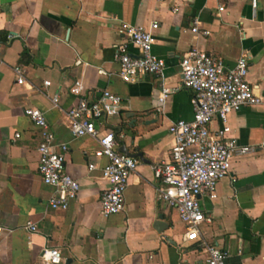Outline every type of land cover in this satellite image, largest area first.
Returning a JSON list of instances; mask_svg holds the SVG:
<instances>
[{
    "label": "crops",
    "instance_id": "1",
    "mask_svg": "<svg viewBox=\"0 0 264 264\" xmlns=\"http://www.w3.org/2000/svg\"><path fill=\"white\" fill-rule=\"evenodd\" d=\"M193 18L207 35L190 31ZM152 20L158 26L151 52L164 66L158 74L122 82L113 56L124 39L117 27ZM0 42V264H41L45 247L59 250L60 264H202V241L225 250L226 264H264V104L226 115L227 136L252 151L232 158L213 198L198 196L208 221L199 224L197 239H182L176 211L156 198L152 170L171 146L168 125L192 116L191 91L182 87L178 66L189 47L222 58L226 66L245 52L246 81L264 98V0L254 7L250 0H1ZM128 51L136 53L130 44ZM14 65L22 72L20 84ZM75 81L88 100L101 90L119 96L117 114L101 118L100 128L114 132L117 149L141 154L127 178L122 209L108 216L98 205L107 160L92 155L93 138L73 137L67 128L64 112L76 103L69 92ZM163 89L169 93L160 102ZM26 107L40 110L55 141L67 144L63 169L79 189L65 210L47 205L53 189L37 172L38 129ZM209 126L220 122L213 118Z\"/></svg>",
    "mask_w": 264,
    "mask_h": 264
},
{
    "label": "built area",
    "instance_id": "2",
    "mask_svg": "<svg viewBox=\"0 0 264 264\" xmlns=\"http://www.w3.org/2000/svg\"><path fill=\"white\" fill-rule=\"evenodd\" d=\"M255 3L256 0H250L252 7ZM217 9L222 10V6ZM157 26L155 20L147 26L125 22L118 25L117 32L124 39L116 44L113 56L118 63L117 76L122 82H133L143 75L158 74L162 70L163 60L151 52L152 31ZM190 31L203 36L208 34L206 29L199 28L197 18L192 19ZM128 44L136 49L135 54L128 51ZM1 45L3 43L0 42V48ZM78 62L76 60L75 63ZM178 66L182 87L191 91L192 116L190 120L177 119L168 125L171 146L166 158L154 164L152 170L159 182L155 188L156 198L176 211L184 228L182 239L191 241L199 237V224L208 221L202 214L198 196L204 193L213 198L217 181L230 171L232 158L252 151L250 146L239 145L234 138L227 136V113L237 111L244 105L264 104V98L254 94L246 81L248 67L245 52L239 54L232 66H226L222 58L189 47L181 54ZM12 70L16 76L15 82L22 83L19 65H14ZM43 84L47 85L48 82L44 81ZM69 92L76 95L77 100L64 112L68 131L73 137L93 138L97 147L92 155L106 158V163L100 169L105 187L98 196L99 212L102 216L115 214L122 209L126 181L137 163L135 157L117 149L118 143L112 130L100 128L101 118L117 114L120 98L108 90H101L98 97L88 100L79 94L78 81L69 87ZM168 93L167 89L161 90L159 101L163 102ZM51 102L55 107L56 97H52ZM23 112L38 129L35 148L37 172L43 184L53 189L47 205L53 210H65L79 189L77 179L63 169L67 144L55 141L40 110L26 107ZM213 118L220 122L216 129L209 126ZM93 168V163L89 162L87 170ZM25 227L30 231L36 229L32 222H27ZM202 246L205 254L202 264H226L225 250L204 241ZM40 257L41 264L62 262L60 252L55 247L43 248Z\"/></svg>",
    "mask_w": 264,
    "mask_h": 264
},
{
    "label": "water",
    "instance_id": "3",
    "mask_svg": "<svg viewBox=\"0 0 264 264\" xmlns=\"http://www.w3.org/2000/svg\"><path fill=\"white\" fill-rule=\"evenodd\" d=\"M118 150H119L120 152H122V153H124V154H127V155H130V156H132V157H135V156L140 157V156H141L140 153H137V154H130V153H128V151L126 150V148H125L124 146H120V148H118Z\"/></svg>",
    "mask_w": 264,
    "mask_h": 264
}]
</instances>
